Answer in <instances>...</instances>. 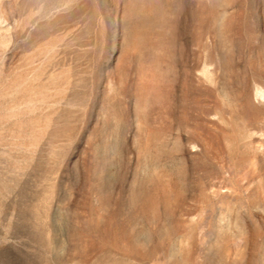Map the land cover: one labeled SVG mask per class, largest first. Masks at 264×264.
<instances>
[{"label": "rangeland", "instance_id": "1", "mask_svg": "<svg viewBox=\"0 0 264 264\" xmlns=\"http://www.w3.org/2000/svg\"><path fill=\"white\" fill-rule=\"evenodd\" d=\"M264 0H0V264H264Z\"/></svg>", "mask_w": 264, "mask_h": 264}, {"label": "bare ground", "instance_id": "2", "mask_svg": "<svg viewBox=\"0 0 264 264\" xmlns=\"http://www.w3.org/2000/svg\"><path fill=\"white\" fill-rule=\"evenodd\" d=\"M264 93V92H263ZM263 97H264V95H263Z\"/></svg>", "mask_w": 264, "mask_h": 264}]
</instances>
